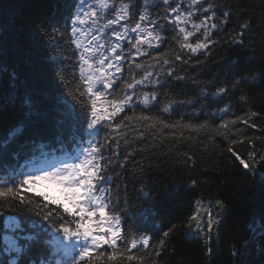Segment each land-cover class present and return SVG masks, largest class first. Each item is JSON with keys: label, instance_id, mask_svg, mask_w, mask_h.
<instances>
[{"label": "snow or ice", "instance_id": "1", "mask_svg": "<svg viewBox=\"0 0 264 264\" xmlns=\"http://www.w3.org/2000/svg\"><path fill=\"white\" fill-rule=\"evenodd\" d=\"M162 4L167 7L162 15L154 18L148 11L152 7L149 0H55L48 5V14L35 22L32 29L46 54L25 46L22 40L9 48L0 38V83L6 80L9 85L16 84L19 88L21 82L30 85V77L38 81L47 74L63 80L53 68L55 56L47 51L59 46L61 30L68 34L69 43L78 50L79 69V82L68 93L79 104V111L73 105L58 121L61 131L67 129L69 132L70 147L74 146L76 151L70 159L60 160L48 168L24 171L21 165L13 167V162L21 157L29 128L39 134L43 124L42 111L34 94L17 93L23 115L16 125L0 136V173H3L0 175V218H3L0 219V264H101V261L118 264L122 260L143 264V257H138L133 250L149 249L152 236L147 231L139 233V229L136 230L139 234H134L129 226L136 216L154 225L163 217L171 192L142 188L140 207L135 213L125 211L119 191L114 193L109 187L112 150H118L121 141L131 143L127 137L133 124L138 128L146 126L134 137L140 141L146 139L147 130L162 135L165 129L188 128L199 132L209 127L208 123H170L159 115L137 114L135 109L142 106L171 115L180 106H195L196 101L174 99L159 109L160 91L169 83L179 85L185 81V77L171 66L173 61L188 64L191 56L207 53L210 42L217 43L211 41V33L218 27L216 22H210L214 12L196 23L192 11L181 14L180 6L172 0H162ZM191 5L199 6L204 12L211 10L210 6H203V0H191ZM189 24L191 30H188ZM168 26L176 33L174 38L180 51L166 52L161 48L166 43L164 34L170 30ZM194 35L196 40L191 42ZM157 49L159 51H155ZM185 50L189 54L187 57L182 55ZM9 57L14 59L9 60ZM142 57H151V60L147 64L138 63ZM157 65L160 71L154 74L151 69ZM165 65H169L167 71ZM126 69L127 76L124 75ZM136 69L142 70L138 76L134 75ZM227 92L226 87H221L212 95L222 97ZM6 103L10 104L11 99ZM4 110L0 105V111ZM228 111V108L224 109L225 113ZM121 113L125 114L121 116ZM192 115L196 117L202 113ZM257 115L252 113V116ZM236 123L237 120L223 122L217 131ZM243 123L248 124V121ZM145 150L143 146L134 147L124 157V164L137 152ZM232 155L245 169V176L253 178V188L264 191V155L257 157L253 151L247 161L235 152ZM117 166L124 165L118 163ZM38 182L54 186L59 197L36 191L32 186ZM29 192L34 195H27ZM215 205L221 213L228 207L223 200L215 201ZM5 209L8 212L23 209L39 219L26 223L7 215ZM206 215L207 220L201 219L199 213L190 216L187 228L195 226L200 233L205 229L212 233L221 220L213 219L211 208ZM174 227L163 231V237H169ZM250 229V239L245 241L246 250L254 245L257 235L264 238V212L258 223L250 221ZM211 242L209 236V244ZM159 243L163 248L164 241ZM206 252L213 255L211 247ZM155 255L159 256V251Z\"/></svg>", "mask_w": 264, "mask_h": 264}, {"label": "trees", "instance_id": "2", "mask_svg": "<svg viewBox=\"0 0 264 264\" xmlns=\"http://www.w3.org/2000/svg\"><path fill=\"white\" fill-rule=\"evenodd\" d=\"M54 2L0 0V38L9 48L22 40L25 46L46 54L32 29L35 22L48 14V5ZM172 2L180 6L181 14L192 11V19L196 23L214 12L215 16L210 22H216L218 27L212 31L211 41L217 43L210 42V50L199 57L191 56L188 64L173 61L171 66L185 77V81L179 85L169 83L160 91L159 109L174 99L196 101L195 106H180L171 115L142 106L135 111L137 114L159 115L170 123H208L209 127L199 132L188 128L165 129L162 135L155 130H147L146 139L140 141L134 137L146 126L138 128L133 124L128 129L127 137L131 143L121 141L120 148L112 150L109 187L114 193L119 191L124 210L133 213L142 204V188L145 191L171 192L163 217L154 225L136 216L129 226L134 234L147 231L152 236L149 249L133 250L138 257H143V264H152L153 261L155 264H264V238L257 235L248 252L245 249V241L250 239V221L258 223V218L264 212V191L253 188V178L245 176V169L232 155L235 152L246 161L253 151L257 157L264 155V0H203V6H210V12L191 5V0ZM149 3L152 7L148 11L154 18L162 15L167 7L162 4V0H149ZM168 27L170 30L164 34L166 43L161 48L166 52L180 51L174 38L176 33L171 30L172 26ZM188 30H191L190 24ZM59 35L62 37L59 46L47 51L55 56L53 68L63 80L53 79L51 74H47L38 81L30 77L31 84L21 82L19 88L16 84L9 85L6 80L0 83V105L5 108L0 111V136L16 125L23 115V105L18 103V92H32L42 111V131L36 134L33 128H29L21 157L19 161L13 162L14 168L18 164L23 166L24 171L34 168L43 159L49 163L60 161L64 160L65 152L76 151L74 146L70 147L72 141L68 139L69 132L67 129L61 131L58 121L61 114L73 105L79 111V104L68 94L79 82L78 50L69 43L66 32L61 30ZM195 40L194 35L191 42ZM182 55L187 57L189 54L185 50ZM150 60L151 57H142L137 62L147 64ZM197 60L200 62L196 63ZM168 67L165 65L164 70L167 71ZM151 70L158 74L160 66ZM141 71L136 69L134 75L138 76ZM124 75L127 76V69ZM221 87L228 89L227 94L213 96L212 93ZM8 99H11L10 104L6 103ZM225 108L229 109L227 113L224 112ZM194 112L202 115L194 117ZM253 112L258 115L252 116ZM128 114L131 115V112ZM230 120H237V123L217 131L221 123ZM245 120L248 124L243 123ZM253 124L255 127H251ZM142 146L146 150L137 152L124 164L127 152ZM118 163L124 166L118 167ZM37 186L35 184L32 187L38 191ZM27 195L34 193L29 192ZM201 199L223 200L228 206L219 237L212 240L211 244L209 239L187 233L188 218L194 214L196 202ZM5 211L7 215L26 223L39 219L23 209ZM173 226L172 234L164 238L163 231ZM161 240L164 241L163 248L160 247ZM208 247L212 249V256L206 252ZM156 251H159V256L155 255ZM234 252H238V255H233ZM101 264L105 262L101 261ZM118 264L139 262L122 260Z\"/></svg>", "mask_w": 264, "mask_h": 264}, {"label": "rangeland", "instance_id": "3", "mask_svg": "<svg viewBox=\"0 0 264 264\" xmlns=\"http://www.w3.org/2000/svg\"><path fill=\"white\" fill-rule=\"evenodd\" d=\"M36 185H38L37 186L38 191L45 192L50 197H59V195H60L59 192L56 190V188L49 183L38 182ZM198 201L200 202L199 204L197 203ZM198 201L196 202V205H195L194 214L199 213V216L201 219L207 220L206 211L209 208H211V211L213 213V219L215 220V219L219 218L221 220V222L218 226H215L213 228L212 233H208L206 229L203 233H200L196 230L195 226L192 229H188L186 226L187 233L191 236H201L205 240L209 239V236H211V240H216L219 237L222 222H223V219H224L225 214H226V210L222 213L217 211V208L215 205V201H217V200H203V199H201ZM193 224L195 225V222H193ZM201 227H203V225H201ZM247 252H248V250H247Z\"/></svg>", "mask_w": 264, "mask_h": 264}]
</instances>
